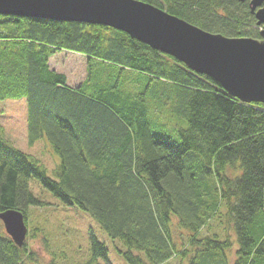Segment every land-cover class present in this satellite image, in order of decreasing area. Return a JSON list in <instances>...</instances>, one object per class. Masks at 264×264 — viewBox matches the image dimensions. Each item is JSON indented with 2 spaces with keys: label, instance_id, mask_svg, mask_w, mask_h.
Masks as SVG:
<instances>
[{
  "label": "trees",
  "instance_id": "obj_1",
  "mask_svg": "<svg viewBox=\"0 0 264 264\" xmlns=\"http://www.w3.org/2000/svg\"><path fill=\"white\" fill-rule=\"evenodd\" d=\"M138 1L213 34L260 39L262 28L241 0ZM63 51L87 60L76 88L50 67ZM19 99L28 102L29 144L47 143L58 162L52 178L0 125V213L18 210L27 221L43 205L37 183L89 214L127 264L190 257V264H229L235 246L233 264H264L263 104L242 103L115 29L0 16V101ZM221 206L223 241L202 236ZM175 228L188 233L192 251L177 248L184 234L177 238ZM90 242L86 264H110L93 231ZM27 259L40 264L0 225V264Z\"/></svg>",
  "mask_w": 264,
  "mask_h": 264
},
{
  "label": "water",
  "instance_id": "obj_2",
  "mask_svg": "<svg viewBox=\"0 0 264 264\" xmlns=\"http://www.w3.org/2000/svg\"><path fill=\"white\" fill-rule=\"evenodd\" d=\"M249 8L263 27L260 39L213 34L138 0H0V16L115 29L211 78L242 103L264 105V0H251ZM0 220L22 248L29 232L25 215L12 209Z\"/></svg>",
  "mask_w": 264,
  "mask_h": 264
},
{
  "label": "rangeland",
  "instance_id": "obj_3",
  "mask_svg": "<svg viewBox=\"0 0 264 264\" xmlns=\"http://www.w3.org/2000/svg\"><path fill=\"white\" fill-rule=\"evenodd\" d=\"M49 62L51 68L68 76V85L72 88L78 87L87 77V60L81 54L67 51L57 52L51 56ZM0 125L4 128L6 138L15 148L40 160L49 176L55 177L52 170L55 169L58 161L55 154L53 155L51 149L46 146L47 143L44 144L41 141L31 146L28 142V102L26 99L0 101ZM32 189L43 205L36 209L32 208L30 216L27 217L29 235L25 244L38 263H88L92 259L90 238L91 231H93L101 241L107 244L110 264H127L117 252L115 243L101 232L100 227L89 214L77 208L66 207L37 183ZM226 212V208L221 206L218 215L210 221L201 235L219 234L223 241L224 230L227 228L224 225ZM0 225L3 226L2 222ZM176 232L177 238L178 233L183 232L184 234L182 241L177 240V248L187 247L189 251H192V247L187 246L188 233L177 229ZM117 245L119 246V242ZM235 247L229 253V264H233L235 260ZM190 256L191 253L187 255V257ZM191 258H173L166 264H190ZM25 264L33 263L27 259ZM98 264L109 263L100 260Z\"/></svg>",
  "mask_w": 264,
  "mask_h": 264
},
{
  "label": "flooded vegetation",
  "instance_id": "obj_4",
  "mask_svg": "<svg viewBox=\"0 0 264 264\" xmlns=\"http://www.w3.org/2000/svg\"><path fill=\"white\" fill-rule=\"evenodd\" d=\"M250 1H251V0H244V1H242V2H247L248 5H249Z\"/></svg>",
  "mask_w": 264,
  "mask_h": 264
}]
</instances>
